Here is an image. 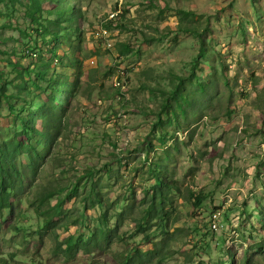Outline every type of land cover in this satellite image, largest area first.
<instances>
[{
	"label": "rangeland",
	"instance_id": "374dc122",
	"mask_svg": "<svg viewBox=\"0 0 264 264\" xmlns=\"http://www.w3.org/2000/svg\"><path fill=\"white\" fill-rule=\"evenodd\" d=\"M19 1L16 8L0 4V146L19 142L25 149L31 141L38 155L29 151L15 163L29 184L13 211L2 212L0 264H126L123 259L137 255L132 249L148 252L177 228L167 252L175 254L164 264H239L252 245L264 243V0ZM36 3L41 11L34 22L28 13ZM33 27L44 32L36 47L59 36L54 68H32L22 55ZM103 44L125 56L128 90L122 101ZM123 46L129 51L121 52ZM12 51L16 67L2 61ZM177 78L192 108L172 104L163 112L182 128L191 123V130L161 148L157 137L171 123L156 113L163 109L162 96L177 89ZM88 85L94 88L90 96ZM24 125L35 126L39 135L27 140ZM47 136H53L51 147ZM151 161L169 170L161 177L169 173L184 190H203L209 199L194 210L186 191L175 193L172 207L182 219L175 227L172 221L166 229L152 227L143 243L131 235L135 213L126 214L121 204L127 198L132 203V194L139 201L157 184L158 171L141 164ZM55 183L61 191L43 208L62 205L53 211L55 231L42 235L38 192ZM92 188L100 201H91ZM229 202L221 226L212 231L211 213ZM104 212L121 239L103 254L66 252L63 242L86 238ZM259 252L254 248L252 260L264 264Z\"/></svg>",
	"mask_w": 264,
	"mask_h": 264
},
{
	"label": "trees",
	"instance_id": "16d2710c",
	"mask_svg": "<svg viewBox=\"0 0 264 264\" xmlns=\"http://www.w3.org/2000/svg\"><path fill=\"white\" fill-rule=\"evenodd\" d=\"M6 2L11 7L16 8L21 5L19 0H0V4ZM41 11V5L36 3V10L33 13H28L32 20L34 22H37L36 16ZM117 11V10H115ZM34 32L38 33L44 32L39 27H33L30 28ZM27 37L29 36L28 32ZM41 35V37L43 36ZM58 35L54 36L51 40L46 41L48 38H44L43 43H47L51 48L53 47V43L58 40ZM43 39V37H42ZM24 50L22 52V55H26L29 48H33L30 43L27 41H24ZM49 46L45 47L48 48ZM38 49V48H36ZM40 50V49H39ZM121 52L129 51L127 47H122L120 49ZM41 52V51H40ZM43 55L45 53L41 52ZM6 56V59L2 60L3 62L7 63V65H10L12 67H16V65H13V59L15 57H18V55L15 53V51H12L10 53L6 52L4 54ZM47 55V54H45ZM22 59V56H20ZM204 48H202L199 52V58H204ZM25 58V57H24ZM20 61V59L18 58ZM38 64H47L48 62H40ZM35 65H32L33 68ZM50 66V65H49ZM198 68V63H194L192 66L193 72L196 71ZM29 71V69H25ZM194 75V74H193ZM178 85L177 89H175L174 92L171 94H165L162 97L164 104H162L163 109L161 112L156 113L157 117L159 119H162L163 115H167V123L170 124V127L166 130V132L163 134L164 136H158V141L163 142L160 146L161 148H167L170 143H168V140L170 138H174V135L177 133H183L184 131H190L191 130V123L187 125L185 128H182L177 125V123L174 122V118L168 116L169 112L164 113L163 111L166 109H169L172 104L179 105L181 103H185L187 106H189L185 100L189 99L181 93V89L179 85L183 83L182 78L176 79ZM89 86V90L87 92L88 96L94 91V88L91 85ZM173 101V103L171 101ZM192 108L191 106H189ZM39 115L45 117L44 113L39 112ZM183 115V112H182ZM184 116V115H183ZM46 116L45 118H47ZM186 117V116H185ZM24 121V119H21V122ZM50 119L45 120V124L47 126L51 125ZM173 122V123H172ZM24 132L27 133V140H29V136L34 133L35 135H39V132H37L35 126H28L24 125ZM179 127L181 130H179ZM173 129V131L169 132V129ZM46 129H48L46 127ZM169 133V134H168ZM168 134V135H167ZM53 136H47L46 142L49 143V147L53 145ZM178 141L176 138L173 140V142ZM172 143V142H171ZM115 147V146H114ZM34 152L36 155H38L37 147L29 141L27 143V147L25 149H22L19 142L10 144L8 146H0V230H1V220H2V212L5 210H9L10 212L13 211L15 202L17 199L21 196L23 193V190H25L28 187L29 184V175L21 174L17 168L15 163L21 164L19 162V158L27 153V152ZM149 155V154H148ZM39 157H37L38 159ZM150 159V155H149ZM144 168H147L149 172L152 171H158V182L156 185L152 186L149 189V192L143 196L139 201L135 199V195L132 194V203L130 202L129 198L125 200L121 206L124 207V211H126V214H129L131 210H133V213H135L136 217H132L133 220V227L134 231L131 235L139 236L143 239V243H148L149 236L152 234V227H156L157 225H162L164 229L167 228L165 223L167 221H172L174 227L175 225L182 219L180 212H178L176 209H173L172 207V197L176 193H183L186 191L188 193V196L185 198L193 207L194 210L201 209V207L208 201V196L203 193V190H200L198 192H193L190 189L184 190L181 187V184L178 183L174 178H171L168 175H164L161 177V173L164 171V174L167 173L166 166L160 165H153L152 161L149 164L141 163ZM173 172V170H170ZM155 173V172H152ZM34 175L35 178H37L40 175L39 169H34ZM157 177V176H156ZM81 179V178H77ZM191 183H194L196 176L191 174L190 175ZM80 181V180H78ZM59 184L55 183L46 187H42V190L38 192L37 200L40 204V209H37L40 216V224H41V230L42 235L48 234L49 231H55L56 222H54V215L53 211H57L61 207L60 204H56L54 207V210L51 211L49 209H44L43 206L50 205V202L52 199H54L55 196L58 195V193L61 191V189H58L57 186ZM97 185L95 183H92L90 187H96ZM91 189L90 194L87 192V194L90 196L91 201H100V196L98 194H95L94 189ZM99 204V203H98ZM126 204V206H125ZM87 209V208H86ZM102 209V205H99L95 211H99ZM32 210H35L34 207H32ZM170 210V211H169ZM138 212V214H136ZM124 213V212H122ZM122 216V214H120ZM97 221L100 222L99 226L95 228L94 230H91L90 234L86 236V238H74L69 237L66 239L63 243L66 246V252H72L73 254L83 253L86 256L94 255V254H103L105 249H108L112 242H114L115 239H121L118 238V231L117 226L111 227L110 226V216L108 213L104 212L102 213L99 218H97ZM3 224V221H2ZM164 224V225H163ZM4 225V224H3ZM21 229V228H20ZM180 230L177 228L178 231ZM174 231V232H175ZM165 233L162 235V237H165L164 241L157 242L155 245L152 246V248L148 252H141L138 248H134L132 250H136L137 255L134 256L132 260H124L126 264L132 263V261H135L136 264H153L156 262L157 264H164L172 255L175 254V252L167 253L169 250V247L171 245L170 238L173 235V233ZM194 235L197 234V231H191ZM176 237V236H175ZM157 239V238H156ZM58 238L54 237V241H57ZM62 244H59V249L62 247ZM254 248H261L262 252H259L263 258H264V243L260 242L257 244H254L250 247V250H248L245 254L243 259L239 264H259L255 263L252 260V257L250 254L254 253ZM130 250V251H132ZM233 261H235V258H232Z\"/></svg>",
	"mask_w": 264,
	"mask_h": 264
},
{
	"label": "built area",
	"instance_id": "2783aa9c",
	"mask_svg": "<svg viewBox=\"0 0 264 264\" xmlns=\"http://www.w3.org/2000/svg\"><path fill=\"white\" fill-rule=\"evenodd\" d=\"M116 14H112L111 17H114ZM104 35L107 34L106 31H102ZM38 41V33L34 32L33 30L29 33L28 43H34L31 44L33 48H29L26 55H24L26 60H29L31 64H38L40 62H43L45 60L48 61L51 68H54L58 63V58L60 55V51L56 50L54 48V45L57 43H53V47L50 46L48 48H45L42 46L36 47V43ZM103 50L109 52L110 54V64H109V70L113 72L114 76V84H115V90L117 92L118 98L120 101L124 100V98L127 95L128 90V84H127V74L125 72L126 68L121 65L122 60L124 59V55L116 50L110 45V44H103ZM38 48V49H36ZM40 49V50H39ZM39 51V52H38ZM47 54L43 55L41 52ZM124 63V62H123ZM117 119H120L119 114L116 115ZM264 151V145L260 147ZM230 202L222 207V209L218 212L211 213L210 218L212 219L211 223V229L212 231H216L219 229L222 223V217L224 212L229 208Z\"/></svg>",
	"mask_w": 264,
	"mask_h": 264
},
{
	"label": "bare ground",
	"instance_id": "6f19581e",
	"mask_svg": "<svg viewBox=\"0 0 264 264\" xmlns=\"http://www.w3.org/2000/svg\"><path fill=\"white\" fill-rule=\"evenodd\" d=\"M145 161H147V159Z\"/></svg>",
	"mask_w": 264,
	"mask_h": 264
}]
</instances>
